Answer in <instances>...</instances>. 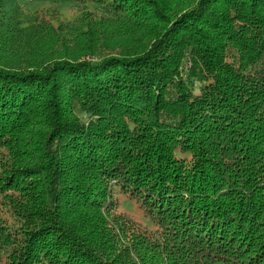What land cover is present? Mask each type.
<instances>
[{
  "label": "trees",
  "instance_id": "1",
  "mask_svg": "<svg viewBox=\"0 0 264 264\" xmlns=\"http://www.w3.org/2000/svg\"><path fill=\"white\" fill-rule=\"evenodd\" d=\"M51 2L100 15L0 0V264H264V0Z\"/></svg>",
  "mask_w": 264,
  "mask_h": 264
},
{
  "label": "rangeland",
  "instance_id": "2",
  "mask_svg": "<svg viewBox=\"0 0 264 264\" xmlns=\"http://www.w3.org/2000/svg\"><path fill=\"white\" fill-rule=\"evenodd\" d=\"M16 3L18 6L17 16L20 25L22 28L26 29L27 33L45 31V33H42V36L38 35L32 40L34 43H39V45L44 48H48L49 42H51V38H47V36L51 34L48 33V28H54L55 31L57 28H62V30L67 31L69 27L78 25L82 19L88 16L94 18L100 15V10L86 5L58 4L51 2V0H16ZM62 37L66 39V41L70 39L68 32H64ZM58 48L62 49V47ZM112 54H114V52L102 49L97 53L95 59ZM50 59L56 60L55 58ZM116 198L117 206L115 208V213L117 215H126L134 222L136 221V223H140L146 227L149 226L148 218L143 214L139 204L125 195H118ZM1 216L8 225L12 223L9 214L1 212Z\"/></svg>",
  "mask_w": 264,
  "mask_h": 264
}]
</instances>
